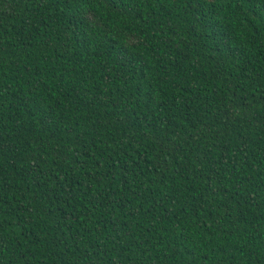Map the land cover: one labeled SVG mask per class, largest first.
Listing matches in <instances>:
<instances>
[{
    "label": "trees",
    "instance_id": "1",
    "mask_svg": "<svg viewBox=\"0 0 264 264\" xmlns=\"http://www.w3.org/2000/svg\"><path fill=\"white\" fill-rule=\"evenodd\" d=\"M0 264H264V0H0Z\"/></svg>",
    "mask_w": 264,
    "mask_h": 264
}]
</instances>
